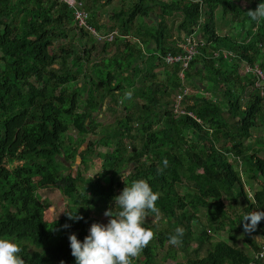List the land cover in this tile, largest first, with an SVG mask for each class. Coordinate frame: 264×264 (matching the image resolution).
Returning <instances> with one entry per match:
<instances>
[{
    "label": "trees",
    "instance_id": "1",
    "mask_svg": "<svg viewBox=\"0 0 264 264\" xmlns=\"http://www.w3.org/2000/svg\"><path fill=\"white\" fill-rule=\"evenodd\" d=\"M258 3L122 0L108 16L110 31L90 12L98 33L115 30L100 47L88 46V31L65 2L0 0V236L20 244L24 264H74L69 233L82 240L94 221L92 204L114 208V196L139 178L159 193L166 221L145 222L154 236L132 264H264L253 239L264 234V218L251 232L239 222L264 207V142H247L253 128L264 129V19L247 14ZM169 18L178 19L184 42H197L187 66L166 60L168 51L183 53L182 40L167 43ZM127 90L141 100L128 97L124 115L96 132L94 113L108 97V108L118 106ZM71 125L77 140L67 135ZM90 134L100 136L79 152ZM94 157L99 168L86 176ZM44 188L73 201L61 217L38 194ZM76 211L79 220L68 216ZM177 226L185 229L177 244L184 261L168 239ZM210 230L222 237L214 240Z\"/></svg>",
    "mask_w": 264,
    "mask_h": 264
},
{
    "label": "clouds",
    "instance_id": "2",
    "mask_svg": "<svg viewBox=\"0 0 264 264\" xmlns=\"http://www.w3.org/2000/svg\"><path fill=\"white\" fill-rule=\"evenodd\" d=\"M247 14L258 22L264 19V0H259L257 7L249 9ZM164 163L167 164V161ZM158 198L159 193L143 178L126 183L114 196V208L105 210V215L109 217L106 223L92 222L82 240L75 232L69 233L74 264H132V258L139 255L154 236L145 221L149 211L158 212ZM68 216L74 220L82 218L77 211L68 213ZM262 218L264 207L245 213L239 222L245 232H251ZM64 227L69 225L65 224ZM184 231L182 226H177L168 236L170 243H181ZM253 239L262 249L261 255H264V234ZM20 253L21 246L17 241L11 237L0 236V264H24ZM60 264L65 262L61 260Z\"/></svg>",
    "mask_w": 264,
    "mask_h": 264
},
{
    "label": "rangeland",
    "instance_id": "3",
    "mask_svg": "<svg viewBox=\"0 0 264 264\" xmlns=\"http://www.w3.org/2000/svg\"><path fill=\"white\" fill-rule=\"evenodd\" d=\"M84 6H87V11L91 12V14L93 12L99 13V17L102 19V22H106L107 26L100 29L101 31H110V27L108 24H110L111 22L108 20V16L111 15V13L113 11H118L120 9V7L122 6V0H110L108 2H106L105 0H83ZM241 3V1H240ZM176 18L180 19L179 17L175 16ZM175 20L174 22H172V20ZM178 19H173V18H169L168 21V25H172V33H171V37L167 40V43L169 45H172L173 43L180 42L183 38H184V31L180 30L177 26L178 24ZM174 23V24H172ZM220 23V21L218 22V24ZM71 25L69 26V28H74L73 24L70 23ZM219 31L220 32H224V28L223 25L219 26ZM114 31H112L107 37L99 39L100 34L97 33V35H95L94 32L91 31V33H88L85 36V40L86 42H88V46L93 44V43H98V42H102L103 40H105L106 38H109V40L112 39V36L114 35ZM199 32V31H198ZM198 34V33H197ZM103 43H98V45L100 47H102ZM98 47V46H97ZM152 49H149L147 52H151ZM173 65V63L171 62V66ZM165 71L170 72V67L166 68ZM183 72V70H182ZM179 75V73H178ZM198 85L201 87H209L210 83L209 82H202L199 81ZM190 87V93H195L199 91V88H196L195 85H193L192 87L189 85ZM180 88V87H179ZM177 92V91H176ZM128 93H131V95L129 96ZM132 99V101H138L141 100V98L137 95L134 96L130 90V92L127 90L125 91V93L120 96L119 98V105L118 106H111V108H108V103H110V99L109 97L106 99L105 102H103V107H102V112L99 113H94V118H95V123H97V128H96V132H99V130L101 129V127L105 126L107 123H115L116 120H118L121 116L124 115L126 109L124 107V104L127 103L128 100H126L127 98ZM84 108V98L80 97V101H79V105H78V109L82 110ZM88 125L90 124V118H88ZM67 135H71L74 137L75 140H77L76 137H78V133L76 128H74L73 125H71L67 131ZM252 137H250V139L247 142L253 143L256 147L259 148V146L261 145V142H264V129L263 127H255L252 130ZM100 135H94L90 134L87 137V140L82 144L81 148H86L85 145H88V139L91 138H98ZM100 151H110L111 148L110 147H104V146H99ZM260 156H264V150H261L259 152ZM79 163V162H78ZM94 167L91 166L89 168H87L84 173L86 176H89L94 170H96V168L98 169L99 167H97L101 161L99 160V158L94 157ZM74 170L77 171V165L74 166ZM38 194L42 197L43 202L45 203V205L54 213V215L56 217H61L63 215V213L65 212V210L67 209L68 205L70 203H73V201H70L69 198L65 197L62 195V193L58 190V189H54V188H44V189H39L38 190ZM107 209V207L105 206V204L100 203V202H95L92 204L91 206V210H90V214L91 217L94 219V221L92 222H107L109 217L105 215V210ZM166 221V218L164 217V215L161 212H158V214H151L148 213V215L146 216V223L148 224H152V223H162ZM206 223V216L204 214L201 215L200 217V222L199 225H204ZM201 226V227H202ZM199 227V226H198ZM199 227V228H201ZM211 234H213L214 232H212V230H210ZM222 237L221 232H215V235L213 234V239H219ZM195 246V243L191 244V248H193ZM168 250V244L165 246L163 252L159 255L162 256L164 254H166ZM173 250L176 252V256L177 259L180 261H184L186 259V256L184 254V252L181 250V248L179 247V245H173ZM142 251L139 253V255H137L136 257H134L135 259L138 257H141ZM163 264H175V260L173 259H167L165 261H162Z\"/></svg>",
    "mask_w": 264,
    "mask_h": 264
},
{
    "label": "built area",
    "instance_id": "4",
    "mask_svg": "<svg viewBox=\"0 0 264 264\" xmlns=\"http://www.w3.org/2000/svg\"><path fill=\"white\" fill-rule=\"evenodd\" d=\"M61 2L67 3L70 7L74 8V20L75 24L78 26L84 27L89 33L94 32L95 35H97L98 31L94 26H92L89 23V15L90 12L87 11V9L84 8V3L83 0H59ZM100 34V33H99ZM110 34V33H109ZM107 35H102L100 34L99 39L107 37ZM113 37V36H112ZM109 39V38H107ZM196 40L188 37L186 38V41L184 42L183 40L179 43V45L182 47L183 53L178 54V55H173L171 51H168L166 54V60L167 62H176L178 60H183L184 61V66H187L188 62L195 56L196 52ZM259 72H261L259 70ZM182 75V72H180ZM264 77V74L262 75ZM188 91V88L185 87L183 88L182 92L180 94H177L178 98L181 99L184 94H186ZM177 107V106H176ZM177 110V109H176ZM262 249L259 247L258 251L256 252L255 256L259 259H264V255H261Z\"/></svg>",
    "mask_w": 264,
    "mask_h": 264
},
{
    "label": "water",
    "instance_id": "5",
    "mask_svg": "<svg viewBox=\"0 0 264 264\" xmlns=\"http://www.w3.org/2000/svg\"><path fill=\"white\" fill-rule=\"evenodd\" d=\"M88 121H89V120L87 119V120H86V123H88ZM88 142H89V140H88ZM85 147H87V144L85 145ZM81 150H83V148H80L79 152H80ZM77 158H78L77 162H79V161H80V157L78 156Z\"/></svg>",
    "mask_w": 264,
    "mask_h": 264
},
{
    "label": "crops",
    "instance_id": "6",
    "mask_svg": "<svg viewBox=\"0 0 264 264\" xmlns=\"http://www.w3.org/2000/svg\"><path fill=\"white\" fill-rule=\"evenodd\" d=\"M260 234H255L254 237H259ZM239 245H243V242H239Z\"/></svg>",
    "mask_w": 264,
    "mask_h": 264
}]
</instances>
